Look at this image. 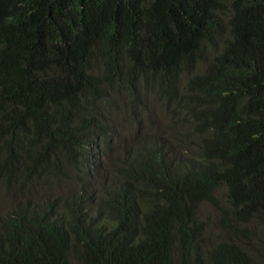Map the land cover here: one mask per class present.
I'll use <instances>...</instances> for the list:
<instances>
[{
	"label": "trees",
	"instance_id": "trees-1",
	"mask_svg": "<svg viewBox=\"0 0 264 264\" xmlns=\"http://www.w3.org/2000/svg\"><path fill=\"white\" fill-rule=\"evenodd\" d=\"M257 233L264 0H0V264H256Z\"/></svg>",
	"mask_w": 264,
	"mask_h": 264
},
{
	"label": "rangeland",
	"instance_id": "rangeland-1",
	"mask_svg": "<svg viewBox=\"0 0 264 264\" xmlns=\"http://www.w3.org/2000/svg\"><path fill=\"white\" fill-rule=\"evenodd\" d=\"M219 193V207H223L225 204V200L223 195V190L220 189L218 191ZM201 212V219H205L208 222L207 227V237L209 241H215V240H221V241H227L231 238V235L228 232H223L219 227V212L218 210L214 209L213 207H202ZM251 239V238H250ZM250 241L248 245H246L247 252L251 255L250 257L254 260L256 264H261L259 260L257 259V254L260 251L262 245L264 244V239L262 236H260L259 233L255 234L254 237ZM241 242L244 243L243 240L240 239Z\"/></svg>",
	"mask_w": 264,
	"mask_h": 264
}]
</instances>
